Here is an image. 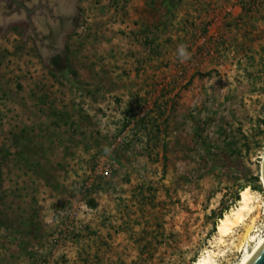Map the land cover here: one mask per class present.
I'll return each instance as SVG.
<instances>
[{
  "label": "rangeland",
  "instance_id": "374dc122",
  "mask_svg": "<svg viewBox=\"0 0 264 264\" xmlns=\"http://www.w3.org/2000/svg\"><path fill=\"white\" fill-rule=\"evenodd\" d=\"M129 2L80 0L60 72L0 35V264H237L264 235L262 205L217 229L245 188L264 202V0H179L165 46Z\"/></svg>",
  "mask_w": 264,
  "mask_h": 264
},
{
  "label": "flooded vegetation",
  "instance_id": "af4514ba",
  "mask_svg": "<svg viewBox=\"0 0 264 264\" xmlns=\"http://www.w3.org/2000/svg\"><path fill=\"white\" fill-rule=\"evenodd\" d=\"M80 0H0V29L16 47H33L52 72L65 65ZM1 35V34H0Z\"/></svg>",
  "mask_w": 264,
  "mask_h": 264
},
{
  "label": "crops",
  "instance_id": "0c3cea01",
  "mask_svg": "<svg viewBox=\"0 0 264 264\" xmlns=\"http://www.w3.org/2000/svg\"><path fill=\"white\" fill-rule=\"evenodd\" d=\"M179 0H130L127 7L126 23L123 24V28L129 25L127 30H139L141 35H137L140 41H151V44L158 43L161 46H165L178 41V34H182L184 30L190 29L191 22L186 21L183 17H186L188 10L181 7L178 3ZM181 2L184 0H180ZM197 1V0H196ZM132 20H136L137 24L134 28L131 26ZM177 27L179 32L177 35H162V30ZM176 29V28H175ZM143 32H146L143 35ZM154 32L158 35L154 36Z\"/></svg>",
  "mask_w": 264,
  "mask_h": 264
},
{
  "label": "bare ground",
  "instance_id": "6f19581e",
  "mask_svg": "<svg viewBox=\"0 0 264 264\" xmlns=\"http://www.w3.org/2000/svg\"><path fill=\"white\" fill-rule=\"evenodd\" d=\"M262 180L264 182V174H262ZM262 205L264 202L261 200V195L252 191L249 187L245 188L240 195L239 205L233 208L230 212H227L219 221L217 229L222 237L228 235L233 226L238 225L244 221L246 216L254 212L256 207ZM256 237H253L255 239ZM264 248V235L257 238L255 245L252 249L247 248L243 257L237 264H251L257 254ZM215 261L212 257L204 255L195 264H214Z\"/></svg>",
  "mask_w": 264,
  "mask_h": 264
},
{
  "label": "built area",
  "instance_id": "2783aa9c",
  "mask_svg": "<svg viewBox=\"0 0 264 264\" xmlns=\"http://www.w3.org/2000/svg\"><path fill=\"white\" fill-rule=\"evenodd\" d=\"M112 103H114V101H116L115 99L111 100L109 99ZM109 110L105 109L106 113L103 117V121H106L109 118ZM120 113H121V117L123 119L124 122V131L123 133L118 134L117 136H115L111 142H110V149L111 150H120L123 149L126 146V143L129 141V139H126V135L127 132L130 131L134 126H135V113H133L132 111L128 110V108H124L123 106H121L120 108ZM106 125L103 124V127H105Z\"/></svg>",
  "mask_w": 264,
  "mask_h": 264
},
{
  "label": "water",
  "instance_id": "95a60500",
  "mask_svg": "<svg viewBox=\"0 0 264 264\" xmlns=\"http://www.w3.org/2000/svg\"><path fill=\"white\" fill-rule=\"evenodd\" d=\"M0 34L4 36L6 34V28L3 30L0 29ZM262 174H264V160L262 165ZM251 264H264V248L257 254Z\"/></svg>",
  "mask_w": 264,
  "mask_h": 264
},
{
  "label": "trees",
  "instance_id": "16d2710c",
  "mask_svg": "<svg viewBox=\"0 0 264 264\" xmlns=\"http://www.w3.org/2000/svg\"><path fill=\"white\" fill-rule=\"evenodd\" d=\"M224 165L223 167L227 170V171H233V172H238L239 171V166L238 163H233L232 160L230 159V157L227 155L224 157ZM240 175V174H239ZM259 190L261 192H263L262 188H259Z\"/></svg>",
  "mask_w": 264,
  "mask_h": 264
},
{
  "label": "clouds",
  "instance_id": "9594fccd",
  "mask_svg": "<svg viewBox=\"0 0 264 264\" xmlns=\"http://www.w3.org/2000/svg\"><path fill=\"white\" fill-rule=\"evenodd\" d=\"M180 54L182 57H185L187 55L183 47L180 49Z\"/></svg>",
  "mask_w": 264,
  "mask_h": 264
}]
</instances>
